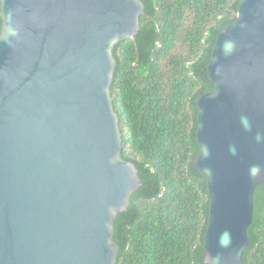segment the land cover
Here are the masks:
<instances>
[{
  "label": "water",
  "instance_id": "obj_1",
  "mask_svg": "<svg viewBox=\"0 0 264 264\" xmlns=\"http://www.w3.org/2000/svg\"><path fill=\"white\" fill-rule=\"evenodd\" d=\"M0 264H116L117 216L142 185L122 156L115 45L142 0H0ZM198 100L211 196L204 258L244 264L264 184V0H241Z\"/></svg>",
  "mask_w": 264,
  "mask_h": 264
},
{
  "label": "trees",
  "instance_id": "obj_2",
  "mask_svg": "<svg viewBox=\"0 0 264 264\" xmlns=\"http://www.w3.org/2000/svg\"><path fill=\"white\" fill-rule=\"evenodd\" d=\"M142 1L138 33L114 48L111 91L122 156L136 164L142 182L116 219V264H208L211 196L207 175L196 165L198 100L215 89L208 71L212 51L241 0ZM254 201L244 264H264V184Z\"/></svg>",
  "mask_w": 264,
  "mask_h": 264
}]
</instances>
